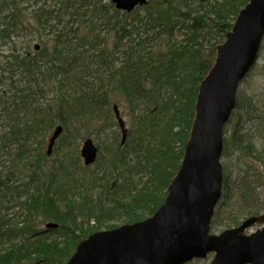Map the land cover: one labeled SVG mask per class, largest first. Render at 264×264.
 Instances as JSON below:
<instances>
[{
	"label": "trees",
	"instance_id": "1",
	"mask_svg": "<svg viewBox=\"0 0 264 264\" xmlns=\"http://www.w3.org/2000/svg\"><path fill=\"white\" fill-rule=\"evenodd\" d=\"M250 1L206 0L203 3L200 0V6L195 8L188 0H149L147 6L131 14L117 11L110 3L101 14L105 22L99 31H115L114 48L123 61L116 68L110 53L101 48L105 42L97 33L99 26L96 27L100 6L93 0H58L54 5L45 4L32 18L18 7L17 0H12L13 7L2 10L0 15V46H9L1 74H8L13 91L10 102L3 105L0 101V121L6 131L1 144L6 149L15 148L19 158H27L34 152L30 144L47 129L62 126L64 132L74 131L72 126L79 120L97 118L103 115L104 109L110 112L108 92L99 87L101 72L106 71L109 83L115 81V90L125 97L137 125L129 131L125 146L117 145V163L128 175L132 170L142 173L138 181L114 184L118 199L113 200L115 207L108 214L113 218L118 212L127 224L151 217L163 204L168 186L180 168L199 85L213 66L217 46L225 41L239 12ZM142 10L145 13L139 14ZM135 21L139 26H134ZM177 28L189 34L188 42L179 51H173L166 63L152 65L149 53L142 49L149 36L143 38L138 31H153L160 36L173 34ZM38 32L40 39L46 32L52 37L42 40L44 47L39 51L32 46L33 40L21 41ZM135 34L139 35V41L126 44ZM205 35H211L214 43L209 53L203 55ZM161 84L169 90V98L162 102L158 97L161 90L157 88ZM147 104L145 109H139ZM241 106L238 102L237 108ZM250 139L247 133L236 130L231 140L233 145L225 141L224 156L233 149L243 156L253 155L256 148ZM37 154L34 170H31L33 166L29 167L30 182L18 187H23L26 198L21 204L25 211L23 227L0 218V264H65L81 240L102 229H113L104 228L101 218L107 214H103L100 202L89 198L87 192L83 203L74 194L71 198L65 194L57 196L53 187L58 181V172L44 177L46 173L40 165L43 160L47 161V156L42 152ZM131 157L135 159L130 160ZM10 180L8 176L4 181L0 178L4 189H11ZM222 205L217 208L213 227L225 223ZM249 214L250 217L259 215L258 212ZM39 217L57 224L58 229H34L36 221L32 220ZM91 218H96L97 224L84 226ZM230 220L225 228L240 224L239 219ZM20 238L23 240L16 244L14 240ZM6 244L10 245L4 249Z\"/></svg>",
	"mask_w": 264,
	"mask_h": 264
},
{
	"label": "rangeland",
	"instance_id": "2",
	"mask_svg": "<svg viewBox=\"0 0 264 264\" xmlns=\"http://www.w3.org/2000/svg\"><path fill=\"white\" fill-rule=\"evenodd\" d=\"M12 0H0V15L2 10L12 8ZM58 0H17L18 7L25 9L28 17L33 16L41 7L45 4L54 5ZM96 4H99L97 19V33H100V38H103L105 42V48L109 53L111 59H114L115 67L119 68L122 64V55L115 50L114 44L117 42L115 31L107 33L106 30H101L103 23L105 22L104 7H107L112 0H93ZM192 1L191 5L195 8L200 6V0H188ZM206 3V0H203ZM137 10V9H136ZM135 10V11H136ZM134 11V12H135ZM90 13V10L89 12ZM145 11H139V14H144ZM130 21V19L128 20ZM134 26L137 25L136 21L133 22ZM96 30V29H95ZM99 31V32H98ZM141 37L146 39V43L142 46L144 53L148 54L151 58L152 65H158L161 62L166 63L168 58L172 56L173 51H179L180 46H184L188 42L187 36L189 34L185 30L175 29L173 34H161L158 36L156 32L139 30ZM40 39V32L35 35H27L21 41H31L32 46L39 48L44 47L42 40L52 39L51 35L42 33ZM48 35V36H46ZM89 35L92 38L93 35L89 31ZM204 47L202 54L206 55L211 49V45L214 40L211 39V35H205ZM17 40V39H16ZM139 35L135 34L133 38L127 39L126 44L131 42H138ZM187 41V42H186ZM128 42V43H127ZM52 44V43H51ZM135 44V43H134ZM145 49L147 50L145 52ZM36 49V51H39ZM9 46H0V96L1 103L10 102V96L13 95L11 91L12 87L7 80L8 74H1V67L6 65L7 60L3 57L8 55ZM113 61V60H112ZM104 73V74H103ZM101 72L100 79L102 83H99V87L103 91L108 92L110 101V112L103 110V115L97 118L85 117L78 124H73L72 129L74 131L63 132L60 138L57 140L52 154L49 156L48 145L50 138L53 134L55 126L50 130L47 129L42 134H39L35 139V142L30 144L32 151L27 158H19L16 151L13 149H6L1 143H4L1 139L5 134L3 122L0 121V178L2 181L6 180L7 176L11 178L9 184L11 189H4L0 183V218H6L11 220V224L18 228H22V221L24 217V209L21 205L25 203V197L23 196V184H28L31 180V170H34V164L37 162V152H42L47 156V161L43 160L40 166H43L44 177H49L50 174L57 173V183L53 187L57 196L65 194L69 198L76 196V200L83 203V199L88 193L89 198H93L94 201H99L100 205L104 208L103 214H107L101 218L104 228H117L123 226L126 223L124 217H119L116 212L113 216H109V211L115 207L113 200L118 199L115 195L114 184L117 186L123 181L132 183L138 181L142 177V173L133 172L128 175L123 167H120L117 163L118 150L117 145L121 144L122 135L114 114L113 107L117 106L120 111V116L124 120L128 131L135 128L136 117L133 114L131 108L123 96V94L115 90V81L109 83L108 73ZM17 79V76L16 78ZM150 88V84H146ZM160 93L158 95L160 102L166 101L169 98L168 88L164 85H157ZM237 100L242 104L239 108H236L232 114L229 123L225 127L224 139L229 144L233 145L232 137L235 131L240 133H247L251 137V142L254 144L256 151L253 155L243 156L239 151L233 149L230 153L224 156V152L221 158V164L223 168L224 189L222 203V220L225 221L224 225L213 227L211 234H219L224 230L231 229L225 228V224L230 219H239V222L245 221L250 217V214L258 212L259 215L264 214V40L259 52L257 63L253 67L252 71L241 82L237 91ZM148 103V102H147ZM4 105V103H3ZM7 105V104H6ZM149 104L143 105L139 109H145ZM144 115V112L142 113ZM138 121V120H137ZM141 121V120H140ZM178 131V128L176 129ZM72 133V135H71ZM91 139L94 144L100 150L97 161L91 166H85L81 157L82 144ZM128 142V140H127ZM126 142V143H127ZM124 147V146H123ZM225 147V145H224ZM127 152V150H125ZM135 157H131L130 160H134ZM32 167L31 170L29 167ZM62 170V171H61ZM61 171V172H59ZM146 180V178H144ZM227 182V184H226ZM24 186V185H23ZM20 190V191H19ZM66 191V192H65ZM22 193V197L19 198V194ZM74 194V196H72ZM80 195V196H79ZM24 197V198H23ZM36 198V197H35ZM38 199V198H36ZM95 215L97 212H93ZM18 217V218H17ZM21 217V218H20ZM110 217V218H109ZM34 229L39 231H45L46 225L50 221H44L41 217L33 219ZM88 224V225H87ZM97 224L96 218H91L89 223H85L84 226H95ZM260 229L259 225L247 229L245 234L250 235ZM106 230V229H102ZM47 231V230H46ZM23 239L14 240L16 244H20ZM10 244H6V249ZM214 259V254H210L206 259L194 260L188 264H211ZM26 264H30L29 262Z\"/></svg>",
	"mask_w": 264,
	"mask_h": 264
},
{
	"label": "water",
	"instance_id": "3",
	"mask_svg": "<svg viewBox=\"0 0 264 264\" xmlns=\"http://www.w3.org/2000/svg\"><path fill=\"white\" fill-rule=\"evenodd\" d=\"M131 13L148 0H112ZM264 39V0L243 8L226 41L217 46L214 65L200 84L195 116L178 174L163 205L150 218L117 229L100 231L81 241L66 264H187L215 253L211 264H264V215L251 217L234 229L210 234L211 222L223 193V132L237 105V90L248 75ZM122 145L128 130L114 106ZM63 127L53 132L47 154ZM98 149L91 139L81 148L85 166L95 163ZM255 224L262 229L245 231ZM48 228H56L50 224Z\"/></svg>",
	"mask_w": 264,
	"mask_h": 264
}]
</instances>
